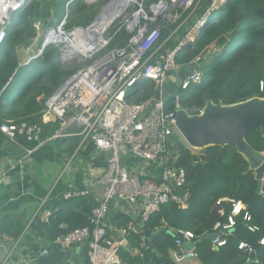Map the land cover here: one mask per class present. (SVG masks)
I'll return each instance as SVG.
<instances>
[{
  "label": "built area",
  "instance_id": "obj_1",
  "mask_svg": "<svg viewBox=\"0 0 264 264\" xmlns=\"http://www.w3.org/2000/svg\"><path fill=\"white\" fill-rule=\"evenodd\" d=\"M29 1L0 0V29L7 28L15 14ZM227 1L210 0L194 20L192 17L201 0L154 1L148 10L142 6L123 17L117 29L125 27L131 36L125 45L113 48H109V44L117 29L109 31L110 26L102 27L93 35L88 27L67 28L66 16L57 25L46 28L39 51L34 57H42L44 50L54 45L59 50L55 61L69 63L78 59L83 65L50 96L45 99L43 95L38 97L44 100L40 122L0 121V133L18 144L22 141L36 142L34 147H25V157L36 154L50 140L74 134L81 136L83 141L93 142L98 150L109 152L110 155L106 167L96 177V184L103 185L104 190L97 205L92 208L90 225L70 228L68 223H62L60 227L64 232L50 242L42 256L48 255L52 248L70 250L85 245L87 264H122L121 250H127L130 235L138 233L140 241L136 254L143 258L150 245L138 221L132 219L115 228L121 237L109 230V199L118 197L127 200L132 208L138 209L140 220L145 223L164 205L175 203L184 209L188 207L190 192L187 190L183 196L178 193L181 188L186 189V171L175 164L177 152L170 153L171 149L167 148L168 137L175 134L185 145L193 148L186 143L178 128L177 111L183 108L180 96L191 85L201 81L205 62L211 56L220 54L222 47L213 42L187 63H180L178 57L197 40L209 16L218 12ZM184 14L186 16L181 20ZM171 25L170 33L163 37L162 30ZM80 38H83L80 43L84 46H78ZM187 66H192V70L185 72L179 90L167 99L163 97L166 79L185 70ZM142 80L154 84L152 97L144 98L145 95H142L145 90L140 85ZM9 84L10 80L0 86V102ZM258 88L264 94V73ZM157 95H160L159 99ZM170 101L175 105L173 109L167 108ZM51 123H58L59 127L52 135L45 136L46 125ZM70 126H83L84 129L73 134L65 133V129ZM128 153L138 158L144 169L150 170L155 163L160 162L161 173L149 176L132 169L124 158ZM90 193L88 187L73 189L66 191L63 198L89 196ZM222 201L229 202L232 208L227 220L218 221L214 226V248L227 244L222 231L231 232L238 217L243 218L251 232L260 230L252 222L253 217L247 205L240 199L220 198L216 204L217 214L225 215ZM47 202L46 199L44 204L47 205ZM59 211L58 205L46 207L43 221L50 222ZM173 232L177 237L176 247L171 250L172 260L175 264H197L200 254L196 247L186 249L184 244L198 237L188 229ZM258 243L264 246V236ZM239 249L248 255L255 252L254 246L246 241L240 242ZM245 264H259V261L252 259Z\"/></svg>",
  "mask_w": 264,
  "mask_h": 264
},
{
  "label": "trees",
  "instance_id": "obj_2",
  "mask_svg": "<svg viewBox=\"0 0 264 264\" xmlns=\"http://www.w3.org/2000/svg\"><path fill=\"white\" fill-rule=\"evenodd\" d=\"M68 1L30 0L15 14L9 26L8 41L0 51V86L9 81L18 66L16 45L36 36V21L41 20L49 25L58 23L67 16V28L86 27L92 22L97 12L94 4L75 0L67 11ZM185 16L186 14L181 20ZM171 28L172 25L162 30L163 37L170 33ZM130 36L131 33L125 27L117 29L109 48L125 45ZM213 42L222 47V52L211 56L205 62L201 81L181 93V106L192 114H197L208 101L230 105L253 97H264L258 88L264 73V0H228L202 26L197 40L178 57V61L189 62ZM58 56L59 50L56 46L47 47L39 62L33 63V70L28 71L32 76L26 83L16 79L9 84L0 102L1 122L41 121L44 100L38 97L43 95L45 99L50 96L74 72L66 63L55 61ZM140 85L144 89L149 88L144 98L153 96V83L142 80ZM174 107L172 101L167 104L169 109ZM58 127V123L46 125L44 135H52ZM247 140L257 150L264 151V127L262 132L251 130ZM175 164L186 171L185 188L190 192L188 207L184 209L170 203L155 212L146 222L147 228L153 232L162 227L165 230L155 237L154 247L145 250L143 258L136 252L123 249L120 252L121 260L130 264H175L171 258V250L176 247L177 235L173 231L188 229L198 238L214 233L215 224L218 221L225 222L232 208L229 202L222 201L225 215L217 214L214 211L217 201L222 197H231L240 199L247 205L253 217L252 222L260 230L251 232L243 218L238 217L231 233L222 231L227 238L225 246L214 248L211 239L198 243L196 249L200 260L203 264H245L248 260L257 259L259 264H264V246L258 243L264 236V183L262 191L258 192L259 181L256 173L250 168L247 159L238 152L237 147L212 145L194 150L184 144L177 148ZM54 202V206H60V211L50 222L43 221L49 242L64 232L60 227L64 222L70 228L90 225L92 208L98 203L89 196L70 199L60 196ZM7 218L10 217H0V232L3 235L19 234L24 229V225L16 226L13 223L8 227ZM132 219L131 214L122 210L116 211L111 217L112 223L117 227ZM129 241L137 250L140 234L132 233ZM241 241L254 246L255 252L248 255L240 250Z\"/></svg>",
  "mask_w": 264,
  "mask_h": 264
},
{
  "label": "crops",
  "instance_id": "obj_3",
  "mask_svg": "<svg viewBox=\"0 0 264 264\" xmlns=\"http://www.w3.org/2000/svg\"><path fill=\"white\" fill-rule=\"evenodd\" d=\"M209 2L206 0L205 7ZM45 26L47 24L36 21V36L16 45L19 73L33 70V63H37L38 58L34 56L42 40L37 42L43 38ZM35 145L36 142L15 143L0 133V217H10L7 218L8 227L11 223L25 226L19 234L0 232V264H38V258L50 244L43 224L45 208L56 205L54 201L66 191L88 187L89 197L95 202L103 195L104 186L96 184V177L106 167L109 152L98 150L93 142L83 141L81 136L74 134L50 140L36 154L25 157V147ZM124 158L132 169L142 174L157 176L161 173L160 162L149 170L129 153ZM46 199L47 205L44 204ZM119 210L138 214L136 207L129 211L117 203L115 211ZM130 251L135 253L136 249ZM70 264L79 263L71 261ZM122 264L130 263L122 260ZM197 264L203 263L199 260Z\"/></svg>",
  "mask_w": 264,
  "mask_h": 264
},
{
  "label": "water",
  "instance_id": "obj_4",
  "mask_svg": "<svg viewBox=\"0 0 264 264\" xmlns=\"http://www.w3.org/2000/svg\"><path fill=\"white\" fill-rule=\"evenodd\" d=\"M127 3L129 2L125 3L124 1L120 2V0H112L108 6L115 5L116 12L111 19H108L110 14L107 15L103 27L112 25L130 4ZM96 24L97 20L89 25L87 29L91 30ZM191 70L192 66H187L185 70L169 76L163 86V97L167 99L178 91L185 72ZM156 98L159 99L160 95H157ZM177 124L184 140L193 148L203 149L212 145H235L238 152L249 162L250 168L255 171L259 181L257 190L258 192L262 191V185L264 183V151L257 150L250 144L247 140V136L251 130L263 131L264 97H253L246 101L230 105L223 104L222 102L214 103L208 101L202 112L198 114H191L186 108H180L177 111ZM83 129V126H70L65 129V133L81 132ZM168 139V149L172 148V143H177L178 147L184 144L175 134L170 135ZM186 191L187 189L181 188L178 193L183 196ZM117 203L129 211L133 210L131 204L127 200L114 197L108 201L110 217L115 214ZM216 209L215 206V212ZM131 216L135 221H138L140 228L143 229L142 233L147 236L150 247H154L155 237L160 235L165 230V227L153 232L147 228L145 222L140 220L139 214L131 212ZM107 226L112 233L117 234L119 237L122 236L120 232L115 229L111 220L108 221ZM215 236L216 232L209 233L195 241L186 242L184 247L186 249H191L206 239L213 240ZM126 248L128 250H133L131 244H128ZM71 261H76L79 264H87L85 245L70 250H64L59 247L52 248L48 255L38 258V264H70Z\"/></svg>",
  "mask_w": 264,
  "mask_h": 264
},
{
  "label": "rangeland",
  "instance_id": "obj_5",
  "mask_svg": "<svg viewBox=\"0 0 264 264\" xmlns=\"http://www.w3.org/2000/svg\"><path fill=\"white\" fill-rule=\"evenodd\" d=\"M73 1L75 0H69L68 1V4L70 5L71 3H73ZM85 3L87 4H94L96 7H97V12L95 14V17L94 19L92 20V22L94 20H97L98 17L100 16V14L103 12V10L105 9V7L112 1V0H83ZM151 3L152 1L151 0H137L135 2H132L130 5L127 6V8L122 12V14L114 21V23L110 26V29L109 31H113V29H117V27H119L122 23V20H123V17L126 15V14H129L131 12H134V11H137L138 9H140L142 6L145 10H148L151 6ZM206 5V0H201L198 8L196 9V11L194 12V15L192 17V20H194L196 17H199V14H201V12L203 11V8L205 7ZM191 12V11H189ZM53 18V17H52ZM41 21V20H39ZM43 22V21H41ZM91 22V23H92ZM91 23L87 24V26H89ZM49 25H57V22L56 23H50ZM45 28L46 26L44 27L43 31H45ZM97 31H95L94 33H92L93 35H95ZM42 40V37H40L39 42H41ZM81 42L83 41V38H80ZM83 65V62H81L80 60L78 59H75L69 63H66V66H68L69 69L71 70H77L78 68L82 67ZM22 74H19L18 77L21 78ZM25 76V75H23ZM25 80H20L19 82H23ZM149 92V88H145L144 92L142 93V95L144 96L145 93ZM184 145V144H183ZM177 148H178V145L177 143H174L173 144V147L171 148V151L170 153L171 154H175L177 152ZM200 148H195V150H199Z\"/></svg>",
  "mask_w": 264,
  "mask_h": 264
},
{
  "label": "clouds",
  "instance_id": "obj_6",
  "mask_svg": "<svg viewBox=\"0 0 264 264\" xmlns=\"http://www.w3.org/2000/svg\"><path fill=\"white\" fill-rule=\"evenodd\" d=\"M68 3V2H67ZM67 3H66V8H67ZM69 7V6H68ZM67 11H68V8H67ZM215 14V13H214ZM214 14H212V15H210L209 16V18H208V20L206 21V22H208L209 20H210V18H212V16L214 15ZM66 17V16H65ZM95 21V20H94ZM93 21V22H94ZM92 22V23H93ZM205 22V23H206ZM91 23V24H92ZM104 23V22H103ZM114 23V22H113ZM204 23V24H205ZM90 24V25H91ZM203 24V25H204ZM10 26V25H9ZM9 26L7 27V28H5V29H0V51H1V49L6 45V43H7V41H8V38H9V35H10V32H9ZM49 25H47V27H48ZM111 26V25H110ZM46 27V28H47ZM88 27V26H87ZM41 58V57H40ZM38 62H39V58H38ZM19 69L20 68H18L17 67V69L13 72V74H12V76L10 77V83L11 82H13V81H15L16 79H17V81H20V80H25V81H23V82H21V83H26L27 82V80H29L30 78H31V76L32 75H29V72H26V71H23L22 73H19ZM35 71V70H34ZM19 74H22V76H21V78H19L18 77V75ZM23 75H25V76H23Z\"/></svg>",
  "mask_w": 264,
  "mask_h": 264
},
{
  "label": "bare ground",
  "instance_id": "obj_7",
  "mask_svg": "<svg viewBox=\"0 0 264 264\" xmlns=\"http://www.w3.org/2000/svg\"><path fill=\"white\" fill-rule=\"evenodd\" d=\"M123 1L125 3L126 2H129L131 4L132 2H135L137 0H120V2H123ZM129 3H127V4H129ZM115 12H116L115 5H109V6L107 5L105 7V9L103 10V12L100 14L99 18L97 19V24L91 29L92 30V33H94L97 30H100L105 25V20H106L108 14H110V16L108 17V19H111L115 15ZM80 42H81V40L79 39L78 40V43H80ZM82 45L84 46L83 43L78 44V46H82ZM83 49L84 48H82L81 50H83Z\"/></svg>",
  "mask_w": 264,
  "mask_h": 264
}]
</instances>
